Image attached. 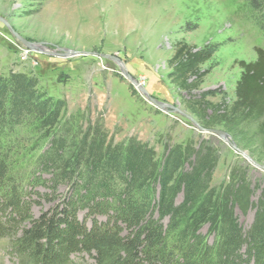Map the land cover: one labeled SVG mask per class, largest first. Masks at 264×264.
<instances>
[{
    "label": "rangeland",
    "instance_id": "1",
    "mask_svg": "<svg viewBox=\"0 0 264 264\" xmlns=\"http://www.w3.org/2000/svg\"><path fill=\"white\" fill-rule=\"evenodd\" d=\"M0 16L23 39L39 44L37 48L25 45L0 21V79H32L38 101H47V109L61 105L57 123L51 127L31 131L35 125L26 117L14 128L18 132L8 136L13 150L6 185L16 180L20 187H31V192H26L19 206L24 218L9 223L13 220L5 216L10 230L0 235V264H37L35 257L16 247V239L32 220L72 192V171L63 178L54 159L74 157L93 142L104 149L124 150L136 145L148 150L156 171L172 149L180 148L183 153L186 148L192 152L198 149L205 167L198 170L199 174L203 178L209 174V181L197 186L207 187L199 189L193 202H188L187 216L173 223L165 241L170 245L182 243V248L192 244L201 251L195 260L198 263L209 258L223 260L226 237L221 232L225 223L221 203L230 202L225 198L236 187L242 195L239 205L234 203L231 210L242 239H247L262 210L264 170L254 167L218 136L200 132L181 114L199 123L187 111L188 96L170 83L167 74L177 41L197 47L219 43L213 58L201 65L210 66V72L197 92L212 91L205 101L224 102L229 107L241 74L236 62L254 61L255 48L264 49V31L257 26L248 0H0ZM148 97L171 107L158 108ZM212 128L226 132L235 143L224 127ZM66 130L68 135L62 138ZM57 139L61 143L53 156ZM250 157L264 165V150ZM192 158L178 173L190 172ZM148 185L154 192V202H158L159 182L150 181ZM204 198L207 201L201 204ZM182 199L181 190L176 191L174 204L179 205ZM191 213L195 214L189 218ZM157 217L154 210L151 218ZM159 221L163 227L170 225L167 216ZM118 225L121 237L132 233L127 224ZM187 225L188 236L183 239L181 230ZM245 243L230 256H239V264H257L255 258L247 257ZM81 253L72 254L65 264H97L91 255Z\"/></svg>",
    "mask_w": 264,
    "mask_h": 264
},
{
    "label": "trees",
    "instance_id": "2",
    "mask_svg": "<svg viewBox=\"0 0 264 264\" xmlns=\"http://www.w3.org/2000/svg\"><path fill=\"white\" fill-rule=\"evenodd\" d=\"M248 4L257 26L264 31V0H248ZM218 47L216 42L197 47L177 41L168 61L171 70L167 78L188 96L185 101L187 111L198 119L201 126L224 127L238 147L255 156L257 150H264V49L255 48L254 61L236 62L241 74L235 83L234 100L228 107L224 102L205 101V96L212 91L197 92L204 76L210 72V66L202 68L201 65L213 58ZM38 99L32 79L22 76L9 81L0 79V235L10 230L6 220L9 216L13 220L9 223H18L26 216L19 206L24 203L26 192H31V187H20L16 180L6 185L13 150L8 136L18 132L14 128L26 117L29 124L35 125L31 131L52 126L57 123L61 110V105L47 109V101ZM67 135L66 130L60 136ZM60 143L58 139L53 142V156ZM192 151L186 148L183 153L180 148L172 149L159 171L151 160L150 151L136 145L124 150L117 147L104 149L93 142L79 149L74 157L54 159L55 168L61 171L63 178L72 171L69 177L74 183L72 192L22 229L16 247L35 257L37 264H65L72 254L81 252L91 255L97 264H239L240 257L229 253L246 242L247 257L255 258L257 264H264V201L260 202L262 210L257 214V223L252 224L247 239H242L231 210L234 203L237 206L240 203L242 191H238L239 187L230 189L232 194L225 198H230V202L221 203L225 222L221 232L226 237L223 260L217 262L209 258L198 263L195 260L201 251L192 244L182 248V243L170 245L165 241L173 223H180L179 220L187 216L188 202H193L199 189L207 187L199 186L209 181V174L203 178L198 171L205 168L203 157L199 156L198 149ZM191 155L194 158L190 172L178 173L184 163L189 164ZM48 163L51 166L50 160ZM79 176L81 180L77 179ZM150 181L159 182L158 202H154V192L148 185ZM178 190L183 195L181 205H175L173 200ZM206 201L204 198L201 204ZM154 210L157 219L151 218ZM195 213L188 214L189 218ZM166 216L170 225L163 227L159 220ZM1 218L6 219L2 221ZM119 223L127 224L132 233L121 237ZM188 226L181 230L183 239L188 236ZM206 252L201 256L202 260Z\"/></svg>",
    "mask_w": 264,
    "mask_h": 264
},
{
    "label": "water",
    "instance_id": "3",
    "mask_svg": "<svg viewBox=\"0 0 264 264\" xmlns=\"http://www.w3.org/2000/svg\"><path fill=\"white\" fill-rule=\"evenodd\" d=\"M0 21H2L4 23V25L9 29V31L11 32V34L17 38L19 41H21L22 43H24L25 45H28L29 47L31 48H37V46L39 44H33L31 42H28L26 41L25 39H23L14 29L13 27L9 24L8 21H6L4 18H2L0 16ZM40 49V48H39ZM102 56H106V57H109L107 55H102ZM119 65L120 62H119ZM129 79H131L129 76H128ZM132 83L134 85H137L138 86V83H136V81L134 80H131ZM148 99L150 101H154V103L158 106V108H164V107H171L170 105L168 104H163V103H160V102H157L155 100H153L151 97H148ZM183 114L187 119H189L193 125H195V127H197V129L200 131V132H204V133H210V134H213V135H216L218 136L221 140H223L225 143H227L236 153L240 154L246 161H248L249 163H251L254 167L258 168V169H261V170H264V165L262 164H259L257 163L256 161H254L250 155L248 154V152L246 150H243L241 148H239L236 143H234L229 135L220 130V129H215V128H206V127H203L201 126L193 117H191L190 115L188 114H185V113H181Z\"/></svg>",
    "mask_w": 264,
    "mask_h": 264
},
{
    "label": "bare ground",
    "instance_id": "4",
    "mask_svg": "<svg viewBox=\"0 0 264 264\" xmlns=\"http://www.w3.org/2000/svg\"><path fill=\"white\" fill-rule=\"evenodd\" d=\"M43 49H44V48H43ZM39 51H41V52H44V50H42V49H41V50H39ZM120 64H121V63H120ZM121 65H122V64H121Z\"/></svg>",
    "mask_w": 264,
    "mask_h": 264
}]
</instances>
